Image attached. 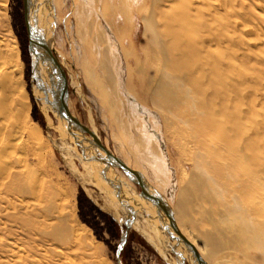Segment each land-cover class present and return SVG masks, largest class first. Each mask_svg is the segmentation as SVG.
I'll list each match as a JSON object with an SVG mask.
<instances>
[{"label": "bare ground", "instance_id": "bare-ground-1", "mask_svg": "<svg viewBox=\"0 0 264 264\" xmlns=\"http://www.w3.org/2000/svg\"><path fill=\"white\" fill-rule=\"evenodd\" d=\"M261 1L77 3L79 50L74 59L114 125L126 133L122 145L134 156L137 170L142 165L150 169L154 181L141 170L153 187L150 192L165 196L172 183L170 165L181 169L175 196L170 200L165 197L170 205L174 201L172 213L178 228L206 264H264V120L255 123L260 113L257 104L243 106L250 98L243 90L249 78L245 71L250 67L242 66V59L251 60L245 50H252L243 37L245 31L254 35L255 48L264 50V27L258 25L262 15L255 10L256 2ZM34 3V25L48 40L56 21L54 0L50 4L47 0ZM136 16L144 23V45L128 41ZM5 44L4 54L10 49ZM51 44L53 47V40ZM13 49L20 76L9 62L7 66V59L0 61L1 213L7 211L13 225L32 245L34 256L52 252L53 245L58 244L62 250L57 264L71 261L75 252L84 264H101L104 259L95 257L96 238L91 228L78 220V224H71L70 214L60 201L63 190L49 186L41 176L46 174L37 166L42 162L41 150L45 146L53 153V149L42 126L30 116L25 89V98H20L26 100V110L18 107L23 91L19 95L15 91L14 74L22 79L23 62L19 47ZM38 68L41 88L38 90L34 83L35 94L47 112L50 109L56 115L57 75L41 57ZM259 76L264 77V73ZM154 110L161 114L162 122ZM252 120L255 124L248 127ZM161 137L167 142L169 156ZM64 140L76 147L69 139ZM97 141L104 153H108L105 149L111 151ZM31 155L36 156L34 161ZM74 175L82 180L78 172ZM107 190L114 192L111 187ZM41 216L52 221L41 220ZM151 224L162 235L156 221L151 220Z\"/></svg>", "mask_w": 264, "mask_h": 264}, {"label": "rangeland", "instance_id": "rangeland-1", "mask_svg": "<svg viewBox=\"0 0 264 264\" xmlns=\"http://www.w3.org/2000/svg\"><path fill=\"white\" fill-rule=\"evenodd\" d=\"M78 1L79 0H60V2H58L57 0H54L56 12V30L53 38V49L55 51L56 57L67 72L69 84V109L71 110V113L75 117H77L82 123H84L96 132L98 137H96V139L102 141L107 148L113 151L116 155L123 158V160H125V162L131 169L135 167L134 169L136 171H139L141 173L144 172V174H146L152 181H154L153 177H151L152 174L149 168L142 165L140 169L143 172L141 170H137L138 165L136 164L137 162L134 156L128 151L126 145H122V142L127 138L126 133L114 125L111 116L105 111V107L101 103V101L96 98L94 92L89 87L83 76L81 67L76 63L74 59L77 51L79 50V41L77 40L76 31V8ZM256 3L258 5L260 4L259 7L261 8H259L257 5L255 7V10L262 15L258 19V25L260 24V26L264 27L262 25L264 19V1ZM259 21H261V23H259ZM133 25L135 26V30L129 34L128 41L134 42L133 40H135L136 42L144 45L146 43V39L143 36L144 23L138 16H136L133 20ZM243 37L246 42H249L248 45H250V48L252 49L251 51H247L244 49L245 52L250 53L249 55L251 57V60H249L247 57L245 59H242L244 60V63L242 62L243 68L245 69V66L250 67L249 70L247 69L245 71L246 76L249 78H247V82L243 86V90L246 91L245 93L249 94L250 98L249 100L244 99L245 103L243 104V106L245 107V105H247L248 103L257 104L258 112H260L256 115L257 120L254 119L256 122L252 120L253 122L249 121L247 123V126L250 124V126L248 127H252L255 123L260 122L259 120H261V122L262 120H264V77L259 76L260 74L264 73V65L262 64V62L264 63V50H257L258 48H255L253 34H250L248 31H245ZM250 42H253V44H251ZM3 43H7L5 44V46L9 45L8 47L6 46L7 49H11H8L6 54H4L6 48L4 47ZM0 45H3L2 48L0 46V56L3 57H0V61H5L7 59L5 61L7 63V66L10 64V67H12L11 69H13L14 67L13 71L16 70L15 72L17 73L19 72V65L17 60L16 62H14V59H17V57H15L16 53L15 49L13 48H15V45L19 47V50L21 51L19 52V56L23 62V68L22 79L18 77V74L20 72L18 74L14 72L15 91L18 95L24 89L25 91H27L29 96L28 99L31 105L30 116L34 122L42 126L43 133L49 138L51 142L53 153L49 150L48 147L45 146L41 150L43 153L42 162L40 161L37 166L40 167L39 171L42 174L43 172L46 173L41 176L44 178L46 183L50 184H48L49 186H53V188H56L57 190H59L58 188L61 187L60 191L63 190V192H59L61 193L60 201L62 203V206L65 205L63 206V210L70 214L71 224H78V220L80 222L85 223L89 228H91V231L96 238L95 246L97 250L95 249V257L99 258L98 260L101 259L102 261L104 259V264H117L116 249L120 242L119 237L122 233V229H119V227L116 228L112 224L110 212L114 210V208L110 205H106L107 200L105 199V197H102L99 193L95 192L93 190V187L89 185V182H82L81 180L76 178L74 174L77 175V172L74 171L73 163L71 162L72 160L75 161L76 158L72 160L70 159V156H72L70 155V151L72 152V148L69 147L71 146H69L66 140L59 137V134L55 129H53L51 126H47L44 116L37 102L32 97L31 57L28 49L29 37L24 19L23 0H0ZM13 51L15 54L12 53ZM8 52H11L10 55L8 54ZM7 54L9 56H7ZM259 56L261 58V61L258 58ZM258 61H260L261 64ZM16 87L17 89H19L20 87L21 90H16ZM22 94L23 95H19L18 98L20 101L18 107L21 108V110H23L24 112V110H26L27 104L26 100L22 99L24 97V91L22 92ZM20 96L22 98H20ZM23 106L25 107V109ZM154 113L157 119H160L159 121L162 122L161 114L155 110ZM49 116L53 119L54 123L58 122L56 115L50 109ZM120 135H122V137ZM161 143L164 152L166 153V155L169 156V148L167 146V142L162 137ZM173 150L175 152V149ZM30 157L29 158L31 161L35 160L34 157L36 158V156L34 155H31ZM76 165L78 166L77 163ZM170 167L172 169V183L168 187V190L164 192L165 196H167L169 200L172 199L173 196H175V191L178 188L177 181L181 171L180 168L176 167L179 171L178 172L174 165H170ZM187 168L188 170H190V164H187ZM81 183H83V185L85 186V190H82ZM165 196L160 194V192L152 193V198H155L156 201L157 199L162 201V205L167 210H170L171 208L173 211L174 201H171V205L168 204L167 197ZM29 201L31 203V200ZM36 201L32 200V202H34L33 204L35 205L39 203V207L40 204L44 203L45 199L43 198V200H41L40 202L38 201L37 204ZM2 211L4 212L1 213L0 191V264H50L51 262V264H57L59 250H62L61 245H53L52 252L50 251L47 254H42H45L44 257L42 255L34 256L36 253H34L32 245L29 244V242L27 243L25 241L26 236L16 225V227L13 225V222L8 218L6 214L7 211ZM170 213L172 214L171 210ZM43 216L47 217L45 215ZM43 216L40 217L41 220L47 219L43 218ZM47 221L51 222L52 220L47 219ZM142 223L144 225V222ZM146 235L152 240V242H154V239L152 237L154 233L152 231ZM24 241L26 242L25 244L30 245V247L25 245L23 243ZM57 245L61 249L59 247H56ZM155 245L158 247L159 251H162L160 244L156 243ZM54 251L57 252L58 255H56ZM77 252L81 253V250H78ZM35 259H37L39 262ZM73 259L75 260L74 264H84L80 257L77 258L76 252L72 254L71 261ZM121 260L123 264H163L162 261L158 258V255L153 250V248L148 245L147 241L135 234H133L127 241L121 253ZM71 261L67 260V262L65 261V264H73Z\"/></svg>", "mask_w": 264, "mask_h": 264}, {"label": "flooded vegetation", "instance_id": "flooded-vegetation-1", "mask_svg": "<svg viewBox=\"0 0 264 264\" xmlns=\"http://www.w3.org/2000/svg\"><path fill=\"white\" fill-rule=\"evenodd\" d=\"M84 134L88 138L86 152L83 154L80 147L73 146L74 149L71 146L73 154L76 155L77 152L78 156L74 158L78 166L74 160L71 159V162L79 173L81 181L89 182L95 192L105 197L106 205L114 208L110 215L112 224L122 229L119 241L129 224L127 241L133 234L145 239L163 264H201L192 247L180 239L172 229L171 213L162 205L163 202L158 199L156 201L152 198L150 191H145L141 186L134 184L125 172L116 167L107 157V154L98 146L96 138L88 132ZM85 171L88 174H85ZM109 187L114 190L113 193H109L107 190ZM81 188L85 190L83 183H81ZM151 220L159 225L162 235L156 233L157 228L151 224ZM149 231L154 233L152 236L154 242L146 235ZM155 241L160 244L162 251H159Z\"/></svg>", "mask_w": 264, "mask_h": 264}, {"label": "water", "instance_id": "water-1", "mask_svg": "<svg viewBox=\"0 0 264 264\" xmlns=\"http://www.w3.org/2000/svg\"><path fill=\"white\" fill-rule=\"evenodd\" d=\"M35 0H23V6H24V19L25 24L28 31V37H29V53L31 57V83H32V94L34 97V100L37 102L44 119L46 121L47 126H51L53 129L57 131L59 134V137L62 139H69L70 143L75 144L76 146H79L83 152V154L86 152V145L88 138L85 136L84 132L90 133L93 137H97V134L95 131H93L91 128H89L87 125L82 123L77 117H75L68 108V98H69V84H68V77L67 72L65 68L62 66L60 61L55 55V51L52 47V40L53 35L56 28V21L53 20L54 25V31L52 32L50 38L47 40L45 37H43L36 29V26L34 25V14H35ZM47 2L50 4L51 0H47ZM53 8V7H52ZM41 57L47 65L54 71L57 75V83L56 87L57 90L54 94L55 99V110H56V118L57 123H54L53 119L49 116V113L47 112V108L44 106L45 104L39 101V98L35 94V88L34 83L36 82L37 89L39 90L41 88V82L39 77V68H38V58ZM98 138V137H97ZM99 140V139H97ZM100 145L102 148H104L100 141ZM105 149V148H104ZM107 153V157L111 159V161L114 163V165L120 169H122L127 177L134 182L135 184L141 186L143 190L145 191H152L151 184L149 183L148 179L145 177V175L141 172H138L136 170L131 169L120 157L114 155L111 151L105 149ZM90 159L91 156H89ZM155 190V189H154ZM157 192V191H156ZM171 212L172 209L170 208ZM172 219V228L174 229L176 235L184 240L186 243H188L193 250L197 253L199 260L201 264H206V262L203 260L199 252L197 251L196 247L185 237V235L181 232V230L178 228L177 223L175 222L173 218V213L171 214ZM130 225L128 224L127 229L124 231V233L121 236V240L117 246L116 249V260L117 264H123L121 260V252L122 249L127 241V234L129 231Z\"/></svg>", "mask_w": 264, "mask_h": 264}]
</instances>
